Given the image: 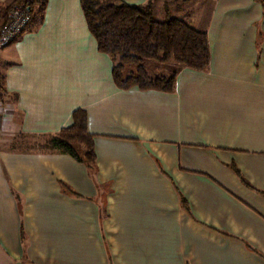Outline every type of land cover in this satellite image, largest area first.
Segmentation results:
<instances>
[{
  "label": "crops",
  "instance_id": "0c3cea01",
  "mask_svg": "<svg viewBox=\"0 0 264 264\" xmlns=\"http://www.w3.org/2000/svg\"><path fill=\"white\" fill-rule=\"evenodd\" d=\"M204 1L181 20L205 31L208 67L179 68L170 93L115 86L80 0H47L0 45V264H264V0ZM79 108L92 170L11 149Z\"/></svg>",
  "mask_w": 264,
  "mask_h": 264
},
{
  "label": "trees",
  "instance_id": "16d2710c",
  "mask_svg": "<svg viewBox=\"0 0 264 264\" xmlns=\"http://www.w3.org/2000/svg\"><path fill=\"white\" fill-rule=\"evenodd\" d=\"M150 1L143 5H131L122 0H80V3L98 51L111 58L115 86L119 89L137 87L170 93L174 91L179 68L201 71L208 67L210 52L207 35L205 31L181 19L156 18ZM46 2H6L0 11V27L7 23L9 12L15 8L25 10L30 16L22 31L8 43L16 41L25 32L36 29L42 23ZM147 61L159 64L172 62L175 65L169 74L153 75L147 69ZM3 84L0 74L1 92ZM25 138H31L37 143L28 144ZM10 147L68 154L90 170L95 165L93 135L87 130L86 112L80 108L73 111L69 126L46 136L19 134ZM62 189L73 194L65 185H62Z\"/></svg>",
  "mask_w": 264,
  "mask_h": 264
},
{
  "label": "rangeland",
  "instance_id": "374dc122",
  "mask_svg": "<svg viewBox=\"0 0 264 264\" xmlns=\"http://www.w3.org/2000/svg\"><path fill=\"white\" fill-rule=\"evenodd\" d=\"M150 2L153 7L154 15L158 19H163L165 17H177L185 20L187 18L182 16V13L186 11L195 12V10L198 9V12L202 15L207 12V2L204 0H151ZM166 9L170 10L169 13L165 12ZM173 64L174 63L172 62L165 64H159L153 61L146 62L149 72H153V69L156 68L160 69L161 73L164 74L170 73ZM16 138H18V136H16ZM25 142L28 144L37 143V141L31 138H25Z\"/></svg>",
  "mask_w": 264,
  "mask_h": 264
},
{
  "label": "built area",
  "instance_id": "2783aa9c",
  "mask_svg": "<svg viewBox=\"0 0 264 264\" xmlns=\"http://www.w3.org/2000/svg\"><path fill=\"white\" fill-rule=\"evenodd\" d=\"M9 19L2 27H0V45L7 44L15 38L30 20L28 13L21 9L15 8L8 14ZM1 102V89H0Z\"/></svg>",
  "mask_w": 264,
  "mask_h": 264
}]
</instances>
